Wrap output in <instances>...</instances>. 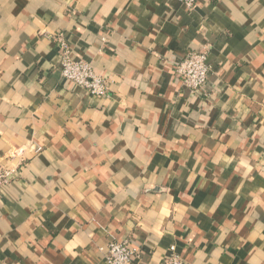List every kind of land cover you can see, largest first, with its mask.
Wrapping results in <instances>:
<instances>
[{"label": "crops", "instance_id": "1", "mask_svg": "<svg viewBox=\"0 0 264 264\" xmlns=\"http://www.w3.org/2000/svg\"><path fill=\"white\" fill-rule=\"evenodd\" d=\"M58 33L108 97L62 78ZM205 49L193 95L175 68ZM0 163L21 165L0 189V264H108L126 238L134 264L172 246L264 264V0H0Z\"/></svg>", "mask_w": 264, "mask_h": 264}, {"label": "built area", "instance_id": "2", "mask_svg": "<svg viewBox=\"0 0 264 264\" xmlns=\"http://www.w3.org/2000/svg\"><path fill=\"white\" fill-rule=\"evenodd\" d=\"M188 8H192L198 0H176ZM57 47L61 57V75L69 83L85 89L94 97H108V80L97 75L92 65L84 60H76L69 48L63 33L55 35ZM213 66L209 60V52H191L177 63L175 73L183 86L193 95L205 93V88L209 81ZM26 151L36 155L43 151V148L31 142ZM24 149L15 150L9 157L10 161L17 158L25 161ZM21 165L0 163V189L16 181L20 176ZM137 250L132 246L129 239L112 241L107 249L108 264H134L137 258ZM164 264H191L186 262L177 251L176 246L170 248V254L165 259Z\"/></svg>", "mask_w": 264, "mask_h": 264}]
</instances>
